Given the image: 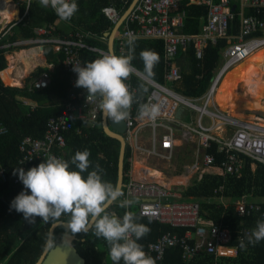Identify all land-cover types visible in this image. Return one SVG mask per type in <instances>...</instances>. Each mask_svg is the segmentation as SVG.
<instances>
[{
	"label": "built area",
	"instance_id": "2783aa9c",
	"mask_svg": "<svg viewBox=\"0 0 264 264\" xmlns=\"http://www.w3.org/2000/svg\"><path fill=\"white\" fill-rule=\"evenodd\" d=\"M14 1L15 7L24 4L26 9L31 0ZM118 1L126 4L128 0ZM184 1L138 0L128 14V19L138 24L137 31L126 29L113 41L115 53L112 55L117 56L129 54L128 33H132L136 39H154L162 42L163 82L153 80L134 67L125 81L133 95L124 132L126 143L132 148L130 169L134 156L138 163L146 161L145 166L149 168L148 161L151 159L170 163L174 159L175 149L179 147L178 142L193 141L196 148L195 156L193 162L186 166V171L189 168L203 166L213 169L214 174L239 178L244 168L243 158L250 160L252 166L260 165L264 168V125L228 116L220 111L214 96L226 72L264 47V21L243 15L246 8L259 12L264 8V0H237L238 7L235 6V11L231 10L232 5L229 0H188L187 6H203L207 9L206 21L200 32L190 35L180 32L184 12L178 10V5ZM101 13L113 24L120 17V11L111 6L103 7ZM24 15L25 11L22 16L6 24L0 21V50L11 47L34 45L41 48L44 45H53L55 51H62L65 55L62 65L70 76L73 90L76 89L75 82L78 78L73 66H82L73 49H84L102 56L107 54L106 51L85 45L83 36L79 34L75 40L51 38L47 36L49 31L43 28L35 30V38L1 43L3 37L10 33L11 27L20 23ZM237 17L238 22L235 25L234 21ZM220 38L226 39L221 54L223 63L211 79L206 91L201 96L192 98L176 92L171 86L181 79L176 54L185 51L189 44H192L194 55L201 58L205 46L208 43L215 44ZM99 40H104V37H100ZM133 76L141 79L147 87L141 101L159 107L160 114L155 120L138 119L140 99L138 90L133 84ZM49 85L50 75L42 73L29 91H42ZM87 96L71 93L62 110L47 118L41 137L24 135L20 138L17 145L19 157L15 170L23 168L27 171L46 161L50 155L63 159L66 146L64 132L69 124L72 121L92 124L101 117L99 99L88 100ZM192 112L196 114L195 124L190 121ZM184 113L189 114V122L177 118ZM6 132L5 125L0 123V136ZM75 132H80V129L76 128ZM211 143L216 144V153L224 156V160L218 166L214 157L206 154ZM130 169L124 173V178L127 177L128 181L125 185L123 183L121 188L124 193L121 199L133 200L131 207H135L140 217L150 218L160 225L184 229L182 235L163 233L154 242L146 245V254L153 257L156 262H162L166 251L175 248L181 250L183 264L191 263L198 255L215 258L235 257L237 248L229 246L233 242V235L239 243L245 242L252 235L249 229L230 230L222 224L201 219L197 202L181 200L180 193L166 190L156 183L137 182L132 178ZM14 172L7 176L0 167V185L11 183L24 189ZM222 192L223 186L213 191L215 195H220ZM233 206L236 215L240 218L247 217L259 209L258 203L253 200L251 194L240 196L234 201ZM131 207L124 208L125 212L130 211Z\"/></svg>",
	"mask_w": 264,
	"mask_h": 264
},
{
	"label": "trees",
	"instance_id": "16d2710c",
	"mask_svg": "<svg viewBox=\"0 0 264 264\" xmlns=\"http://www.w3.org/2000/svg\"><path fill=\"white\" fill-rule=\"evenodd\" d=\"M232 7L238 6L237 0H229ZM110 0H87L76 1L78 11L69 20H65L74 29L79 31H88L100 35L107 31L110 26L107 20L102 16L100 10L109 4ZM188 0L179 3L178 10L184 12L182 34H198L201 26L206 20V8L203 6H193L187 4ZM129 5V4H128ZM125 6L124 11L128 8ZM264 18V13L262 15ZM60 19L52 8L43 6L40 1L31 2L26 16L20 23L10 29V33L3 37L1 43L14 42L18 39L33 38L31 32L34 27L51 24ZM238 18L234 21L235 25ZM81 30V32H83ZM101 36V35H100ZM85 45L106 50L104 43H100L93 38L83 39ZM226 44L225 38H220L215 44L208 43L201 58H196L193 53V46L189 44L185 51L176 54V62L179 67L181 79L178 83L172 84V88L186 96L199 97L209 86L211 79L214 78V70L219 59V50ZM30 47V46H27ZM27 47H11L0 50V73L3 80L9 87H4L0 80V123L5 125L7 132L0 136V167L4 169L7 176L11 175L16 166L19 157L17 145L20 138L24 135L41 137L48 117L57 114L62 110L68 101L71 93H82L88 95L86 90L77 88L71 90L70 76L62 67V54L53 51L50 45L43 46V53L48 65L53 66L50 74V85L39 92H28L26 87L22 89L10 88L16 87L5 79V73L13 71V67L6 69V60L4 53L7 51L18 50ZM143 50H151L158 54L159 60L152 69V75L149 76L144 71V62L140 57ZM81 62L84 64L92 62L102 57L96 53L81 51ZM15 57V56H14ZM134 59L132 66L144 73L153 80L163 82V58L161 41H140L135 45ZM10 59V57H8ZM13 64L14 60H10ZM264 48L254 53L252 56L230 69L223 76L219 86L216 89V103L221 107L236 110L245 117H259L264 119ZM5 70V71H3ZM3 71V72H2ZM46 69H37L34 76L46 73ZM133 84L138 90L140 104L145 84L138 77L133 76ZM5 85V84H4ZM18 98L33 100L36 107L30 110L28 106L21 104ZM79 128L80 132H75ZM66 146L62 158L69 162L70 170L79 171L71 160L77 151L88 150L90 153V167L82 175L86 178L88 172L99 165L103 170L100 174L104 181L117 182V160L120 143L117 139L108 136L102 129L100 119L92 124L82 122H71L68 129L64 132ZM188 145V144H187ZM206 154L213 156L215 164L218 166L224 156L216 153V144L211 143ZM191 153L187 148L182 149V153L176 154L175 159L181 163L179 170L184 166L183 163L191 161ZM132 148L126 145L124 173L130 169V159ZM177 156V157H176ZM174 159V161H175ZM244 168L239 178L221 175L203 174L199 180L193 179V183L185 191H182V200H192L199 205V216L203 220H211L217 224H222L230 230L238 228L252 230L258 220L264 219V168L256 166L252 173L250 170L251 161L243 158ZM190 165V164H189ZM128 178H124V185ZM223 186V198L235 200L242 195L251 194L253 200L259 205L257 211L252 212L247 217H238L234 211V206L229 204L223 206L220 204V195L213 193L214 189ZM24 191L22 186H16L11 183L0 185V264L4 261L7 264H36L46 249L51 226L57 221L43 223L42 219L37 217L35 224L29 223L24 219L22 213L10 210V204L14 198ZM109 213L122 218L125 214L124 208L119 207V201L110 205L107 209ZM132 212L137 217V223L144 224L150 229V232L139 240L143 250L146 253V245L163 233H175L182 235L184 229L171 228L166 225H160L150 218L140 217L135 207H131ZM67 217L62 216L59 221L67 223ZM33 232L23 238L31 229ZM65 231L64 227L56 228L53 237V247L60 243V236ZM74 235L71 247L85 261V264H113L109 256V247L103 238L94 237V229L91 227L86 233L80 232ZM252 236V235H251ZM250 236V237H251ZM249 237V238H250ZM245 240V248L240 247V243L233 235V242L230 247L237 248L235 257L215 258L214 256L198 255L189 264H264V240L251 244ZM57 239L58 242L57 243ZM52 247V248H53ZM153 258V257H152ZM154 260V258H153ZM155 261V260H154ZM123 264V261H120ZM155 264H183L181 262V250L178 248L166 251L162 262Z\"/></svg>",
	"mask_w": 264,
	"mask_h": 264
},
{
	"label": "clouds",
	"instance_id": "9594fccd",
	"mask_svg": "<svg viewBox=\"0 0 264 264\" xmlns=\"http://www.w3.org/2000/svg\"><path fill=\"white\" fill-rule=\"evenodd\" d=\"M40 3L51 7L62 20L71 19L78 11L76 0H40ZM127 35V56L105 54L83 66H73L78 77L75 86L87 91L88 100L99 99L98 106L104 117L115 123L126 120L133 103V95L125 81L133 71L131 61L135 58L136 37L132 33ZM140 57L144 62V71L151 76L152 69L159 60L158 54L143 50ZM159 114L157 105L139 104L138 119L155 120ZM89 156L88 150L75 153L71 164L79 171L70 170L68 161L51 155L46 161L27 171L23 168L15 170L14 174L18 175L25 190L11 202L10 210L22 213L24 219L31 224H35L37 217L43 223H49L66 216L67 229L73 234L86 233L91 226L97 238L106 240L113 264H120L121 260L123 264H155L153 258L137 242L150 229L137 223V217L130 211L125 212L122 218L107 211L117 201L119 207L125 209L130 208L134 201L121 199L124 195L122 189L118 184L102 179L100 173L103 170L99 165L88 172L86 178L82 175L90 167ZM261 240H264V219L256 222L248 242L255 244ZM47 247H53L51 240ZM240 247H246L243 241H240Z\"/></svg>",
	"mask_w": 264,
	"mask_h": 264
},
{
	"label": "crops",
	"instance_id": "0c3cea01",
	"mask_svg": "<svg viewBox=\"0 0 264 264\" xmlns=\"http://www.w3.org/2000/svg\"><path fill=\"white\" fill-rule=\"evenodd\" d=\"M6 1H9L7 4H9L11 7H12V10H14L13 12H15V16L13 17V19H16L17 17H20L23 15L24 11H25V15L23 16V18L26 16L27 14V10H28V7L30 5L31 2H34V1H40V0H31L28 4V7L25 9V6L24 4L18 6V7H15L13 5V3L15 2L14 0H6ZM78 1V0H76ZM82 1H87V0H82ZM3 3V1H1ZM132 2V0H128L126 4H121L119 3L118 0H110L109 4H107L106 6L104 7H107V6H111L117 10L120 11V16L124 14V8L125 6H127L128 4L130 5V3ZM128 5V6H129ZM51 8V7H49ZM103 8V7H102ZM101 8V9H102ZM205 8V7H204ZM206 12H207V9H206ZM100 13H101V10H100ZM264 13V8H261L259 12H256V10H253L251 8H246L245 11L243 12V15L245 17H256L258 20H261V21H264V18L262 17ZM102 14V13H101ZM103 16V15H102ZM104 17V16H103ZM0 21L4 24H6V22H8L7 20L3 21L2 17L0 16ZM22 18V19H23ZM105 18V17H104ZM238 18V17H237ZM236 18V19H237ZM11 19V20H13ZM21 19V20H22ZM106 19V18H105ZM107 20V19H106ZM10 21V20H9ZM206 21V20H205ZM107 22L109 23V27H108V30L107 31H103L100 35H96V34H93L91 32H88V31H82L81 30L79 31L78 29H74L70 24L66 23L65 20H62V19H57L55 20L53 23L51 24H46L44 26H38V27H34L33 30H31V32H33L34 34V37H36V34H35V30L38 29V28H43V29H46L47 31H49V34H47L48 37H51V38H65V39H69V40H75L77 39V35L79 34L80 36H83V39L85 38H93V39H96V41L100 42V43H104L105 46H106V41H107V38L105 36L106 33H109L111 31V29L113 28V26L115 24L111 23L110 21L107 20ZM202 27V26H201ZM12 28V27H11ZM137 28H138V24L137 23H133L130 18L128 19V15L125 17V19L123 21L120 22V24L118 25L115 33H114V37H113V41L114 39L119 36L121 33H123L124 30L126 29H133L135 31H137ZM45 36V35H44ZM100 37H104V40H99ZM21 39V38H20ZM147 40H153V41H156L154 39H143V38H137L135 40V45L140 42V41H147ZM113 41H112V54L115 53V43H114V47H113ZM159 41V40H157ZM84 43V42H83ZM85 44V43H84ZM49 45V44H48ZM226 45V44H225ZM52 50H54L53 48V45H50ZM225 46H223L222 48H220L219 50V59H218V63L216 65V68L214 70V76L215 74L217 73L219 67L222 65L223 63V59H222V49L224 48ZM42 48V47H41ZM41 48H37L39 50V52L41 53V57L39 59H37L35 57V48L33 46H30V47H27V48H22V49H18V50H13V51H7L6 53H4V58L6 60V69L7 70L9 68V66H12L13 67V74L10 76V77H13V78H17L18 76H21V79L19 80V86L18 87H10V88H17V89H22L23 87H26L28 92H39V91H29V88H31V85L34 84V82H36L38 80V77L39 76H34L35 72L37 69L41 68V69H46V73H48L49 75L51 74V72L53 71V66L52 65H48L47 62H46V58L44 56V53H43V49ZM95 48V47H94ZM99 49V48H97ZM263 49V48H262ZM84 50V49H73V51L76 53V56L79 57V59L81 58V51ZM101 50V49H99ZM261 50V49H260ZM21 52L20 55H17L16 53L18 52ZM85 51H88V50H85ZM103 51V50H102ZM106 51V50H104ZM259 51V50H258ZM57 52V51H56ZM61 54H62V64H63V60L65 58V55L63 54L62 51H59ZM88 52H91V51H88ZM93 53V52H92ZM15 56V57H14ZM8 57H10V59H8ZM198 58V57H196ZM10 60H14L13 64H11ZM244 62V60H243ZM80 63L82 64L83 66V63L81 62V59H80ZM131 64H132V61H131ZM39 66V67H38ZM237 66V65H236ZM63 67V65H62ZM18 68V69H17ZM22 68L23 70H25L24 74L22 73V71H20ZM135 68V67H134ZM20 69V70H19ZM64 69V68H63ZM136 69V68H135ZM3 70V71H5ZM35 70V71H34ZM264 70V69H263ZM2 71V72H3ZM19 71V72H18ZM65 71V70H64ZM12 72V71H11ZM21 72V73H20ZM8 73V72H7ZM6 74V73H5ZM163 74H164V66H163ZM17 76V77H16ZM0 80L2 82V84L4 83L3 81V78H2V73H0ZM4 87H7L6 85L3 84ZM146 86V85H145ZM9 87V86H8ZM70 88L71 90L72 87H71V80H70ZM82 94V93H81ZM19 101L21 102V104L23 105H26L29 107L30 110H33L35 109L36 107V102L33 101V100H28V99H24V98H18ZM215 102H216V93H215ZM217 104V103H216ZM261 104L264 105V100L261 101ZM218 108L220 109V111H224L226 112V110H231L233 112H237L236 110H232V109H227L225 107H221L219 105H217ZM238 113V112H237ZM179 119H181L180 117H177ZM252 118V117H251ZM253 118H259V117H253ZM262 119V118H260ZM264 120V119H262ZM250 122V121H249ZM258 125H264V124H261V123H257V122H254ZM177 148L175 149V152H176ZM174 160V159H173ZM134 162V161H133ZM136 162V161H135ZM144 164L146 161H142ZM150 162V169L154 168V169H157L158 170V177L157 179L161 182H163L164 184L170 186L171 190L172 191H176V192H182V191H185L188 187H190L193 183V179L196 178L197 176V173H194L193 175H196V176H193V175H190L188 177H186L185 179V175L187 174L186 173V166H183V169L184 172L180 173L182 175H178L177 173L181 170H177V171H169V170H166V166H173V170H176V167H175V164L173 162H170V163H164V162H160L162 163L164 166H157L155 165L154 161H148ZM159 163V162H158ZM256 167L255 166H252V163L250 165V170L251 172L253 173L255 171ZM131 175H132V170H133V164L131 166ZM177 174V175H176ZM204 174H209V175H218V174H214V170L213 169H208ZM224 176V175H223ZM231 177V176H230ZM198 179V178H197ZM184 184L182 183L181 185L178 183L180 181H184ZM218 188V187H217ZM216 189V188H215ZM224 191V190H223ZM223 194V192H222ZM222 194H220V204H222L223 206H228L229 204L233 205L234 201L236 200H229L228 198H225V203H224V198L222 197ZM261 200L259 201H256V202H260ZM36 227H34L33 229H31L29 232H27L25 234V236H23V238H26L28 236V234H30L31 232L34 231ZM65 232V231H64ZM64 232L63 234L60 236V239L62 238V236L64 235ZM67 239H68V243H69V240H70V245H71V242L72 240L74 239V235H70V232L67 233V236H65ZM57 243L58 242V239H57ZM6 258L4 259V261L1 263V264H7L5 262Z\"/></svg>",
	"mask_w": 264,
	"mask_h": 264
},
{
	"label": "water",
	"instance_id": "95a60500",
	"mask_svg": "<svg viewBox=\"0 0 264 264\" xmlns=\"http://www.w3.org/2000/svg\"><path fill=\"white\" fill-rule=\"evenodd\" d=\"M138 0H132L126 11L123 15H121L118 21L115 23L113 28L109 33H106L105 36L107 38L106 41V52L107 54L112 55V41L114 37V33L120 24L121 21L125 19V17L132 10L134 5ZM232 11L235 10V7H232ZM43 49V47L41 48ZM101 126L103 131L110 137L117 139L120 143L119 154L117 160V182L120 188H123L124 183V162H125V150H126V139L124 137V132L126 130V122L121 121L119 123L113 122L111 119H107L104 117L101 112ZM62 226L65 229L64 235L60 239V243L56 244L53 248H48V242L51 240L53 242L54 233L57 227ZM91 226H89V229ZM69 229H67V223L62 221H57L54 223L49 232V238L46 245V249L41 255L40 259L36 264H85V261L77 254L76 250L71 247L70 240L68 243V239L65 237L67 233H69Z\"/></svg>",
	"mask_w": 264,
	"mask_h": 264
},
{
	"label": "bare ground",
	"instance_id": "6f19581e",
	"mask_svg": "<svg viewBox=\"0 0 264 264\" xmlns=\"http://www.w3.org/2000/svg\"><path fill=\"white\" fill-rule=\"evenodd\" d=\"M0 1H3V3H0V16L2 17L3 21H5V20L9 21V20L13 19V17L15 16V12H13L14 10H12V7L9 4H7L9 1H6V0H0ZM262 48H264V47H262ZM262 48H260V49H262ZM260 49H258V50H260ZM257 51H255L254 53H256ZM21 52L22 51H20V52H18L16 54L17 55H20ZM254 53H252L250 56H252ZM250 56H248L247 58H249ZM246 59H244V60H246ZM12 74H13V72L6 73L5 74V79L9 83H11L12 85H15L16 87H18L19 86V82H20L19 81L20 78H18L17 76H16L17 78L10 77ZM4 84L6 86H8V84L5 81H4ZM214 100H215V96H214ZM222 112L225 113V114H227L228 116L234 118V119H239V120H243V121H250V122H257V123L264 124V120H262L260 118L245 117L241 113H239L238 111H237L238 113L237 112H233L231 110H226V112H224V111H222ZM217 135L219 137H222L219 134H217ZM135 160H136V157L134 156V160H133L134 161L133 162V170H132V178L135 181L141 182V183H149V182H152V183H156V184L162 186L166 190H171L170 186L164 184L163 182H161V181H159L157 179V177H158V170L157 169H154V168L150 169L149 167L145 166V164L143 162L138 163V162H135ZM208 169H210V168L203 167V166L189 168L186 171L187 174L185 175V179H186V177H188L190 175H193L194 173H197V177L196 178H198L197 180H199L200 176L202 174H204ZM184 182H185V180L183 182L180 181L178 183L181 185L182 183L184 184Z\"/></svg>",
	"mask_w": 264,
	"mask_h": 264
},
{
	"label": "rangeland",
	"instance_id": "374dc122",
	"mask_svg": "<svg viewBox=\"0 0 264 264\" xmlns=\"http://www.w3.org/2000/svg\"><path fill=\"white\" fill-rule=\"evenodd\" d=\"M1 19V18H0ZM33 47L35 48L34 50H35V57L37 58V59H39L40 57H41V53L39 52V50L37 49V47L36 46H34L33 45ZM39 67V66H38ZM18 69V68H17ZM21 70L20 71H22L23 69L22 68H20ZM24 72H25V70H23ZM22 71V72H23ZM35 71V70H34ZM13 72V71H12ZM23 72V73H24ZM18 78H20L21 79V76H18ZM11 80V79H10ZM8 87V86H7ZM189 114L188 113H184V114H180L179 115V117L181 118V120H183V121H185V122H189V116H188ZM195 119H196V114L195 113H191V122L192 123H196V121H195ZM203 122L205 123V120H203ZM188 144V145H187ZM178 145H179V147L177 148V150H176V152H175V155L178 153H182V149H184V148H187V150H188V152H192L191 153V161H186L185 163H183L184 164V166H187V165H189V164H191L192 162H193V158H194V156H195V145H194V142L193 141H190V142H178ZM177 154V155H178ZM175 155H174V159H175ZM177 157V156H176ZM150 161H154L155 163V165H157V166H164L162 163H160V161L159 160H153V159H151ZM159 162V163H158ZM171 162H173L174 164H175V167H176V170H173V166H166V170H169V171H177V170H179V166L181 165V163H179V161H177V159H175V161L173 160V161H171ZM184 170L185 169H183V170H181V171H179L177 174L179 175L180 173H182V172H184ZM176 174V175H177ZM180 175H182V174H180ZM193 176H196V175H193ZM197 177V176H196ZM181 200H182V198H181ZM219 200H221V199H217V201H219ZM224 203H225V198H224ZM94 237H96L95 235H94ZM96 240H98V238L96 237Z\"/></svg>",
	"mask_w": 264,
	"mask_h": 264
}]
</instances>
